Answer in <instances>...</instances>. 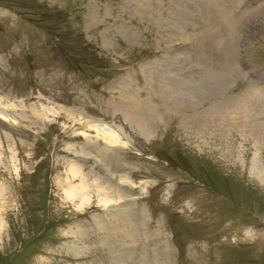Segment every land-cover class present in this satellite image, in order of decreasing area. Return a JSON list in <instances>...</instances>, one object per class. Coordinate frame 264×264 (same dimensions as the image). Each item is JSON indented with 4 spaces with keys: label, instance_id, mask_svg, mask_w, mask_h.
Instances as JSON below:
<instances>
[{
    "label": "rangeland",
    "instance_id": "rangeland-1",
    "mask_svg": "<svg viewBox=\"0 0 264 264\" xmlns=\"http://www.w3.org/2000/svg\"><path fill=\"white\" fill-rule=\"evenodd\" d=\"M254 121L264 0H0V264H264Z\"/></svg>",
    "mask_w": 264,
    "mask_h": 264
},
{
    "label": "bare ground",
    "instance_id": "bare-ground-1",
    "mask_svg": "<svg viewBox=\"0 0 264 264\" xmlns=\"http://www.w3.org/2000/svg\"><path fill=\"white\" fill-rule=\"evenodd\" d=\"M214 12H216L217 14H219V12H221L220 10H218L217 8H215V10H214ZM220 15V14H219ZM225 26H228V22H227V24L225 25ZM237 59V58H236ZM239 62V61H238ZM238 68H240L239 67V64H238ZM168 84V83H167ZM248 92V91H247ZM254 93H251L250 95L249 94H247L245 97H243L242 98V100H247V101H252V100H254V95H253ZM235 102V101H234ZM241 102V101H240ZM243 102V101H242ZM245 102V101H244ZM248 102V103H249ZM247 103V102H246ZM245 103V104H246ZM251 103V102H250ZM240 104V103H239ZM242 104V103H241ZM244 104V105H245ZM246 106V105H245ZM140 110V109H139ZM136 112V111H135ZM248 115V114H247ZM250 116V115H249ZM241 117H242V115H241ZM249 117H244L243 119L245 120V121H247L246 119H248ZM156 120V119H155ZM136 121H140V122H143V121H145V119L144 118H138V119H136ZM151 121V120H150ZM150 121H148V122H150ZM243 124H244V122H242ZM181 124V123H180ZM188 124V123H187ZM217 124V123H216ZM144 125H146V124H144ZM209 125V124H208ZM193 126V125H192ZM252 127H247V125L245 124V128H247L248 129V131H251V134H253V135H255V137L256 136H258V133L259 132H264V122H260V123H255V121H254V124L253 125H251ZM198 127V126H197ZM196 128V127H195ZM253 128V129H252ZM194 128H192V130H193ZM113 141V140H112ZM111 141V142H112ZM114 142V141H113ZM257 157L256 156H253V159H251V165H250V173H256L257 174V172L259 171L257 168H258V164H257ZM260 177V179H261V176H259ZM258 177V178H259ZM74 189H76V188H74ZM73 189V187H71V189L68 191V193H67V197H71V196H73L74 195V193H76V191Z\"/></svg>",
    "mask_w": 264,
    "mask_h": 264
}]
</instances>
